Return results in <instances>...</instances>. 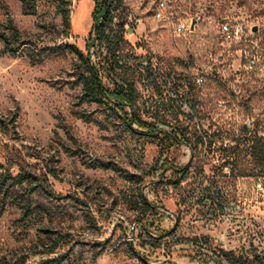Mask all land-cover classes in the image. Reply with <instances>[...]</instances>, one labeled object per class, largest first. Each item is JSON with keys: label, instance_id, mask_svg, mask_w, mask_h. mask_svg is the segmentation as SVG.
Here are the masks:
<instances>
[{"label": "rangeland", "instance_id": "obj_1", "mask_svg": "<svg viewBox=\"0 0 264 264\" xmlns=\"http://www.w3.org/2000/svg\"><path fill=\"white\" fill-rule=\"evenodd\" d=\"M36 1V13L26 14L21 0H0V31L16 49L10 53L0 41V165L8 146L43 170L54 167L56 176H48L54 196L29 193L26 184L9 188L28 196L32 211L25 217L13 197L6 199L0 258L8 264L22 258L24 264H218L214 247L239 250L252 242L264 252V176H237L219 158L241 142L246 127L264 132V56L253 72L244 71L243 48L223 41L219 25H256L264 45V0H122L114 12L113 24L124 21L132 65H142L123 74L136 97L126 110L201 138L196 147L191 140L168 153L158 139L82 96L81 55L103 65L108 58L97 40L86 46L93 0ZM58 4L70 11L68 35ZM179 21H188V30L177 34ZM199 76L204 80L195 81L189 96L184 80ZM166 156L184 172L162 171ZM61 233L70 242L52 254L35 253Z\"/></svg>", "mask_w": 264, "mask_h": 264}, {"label": "trees", "instance_id": "obj_2", "mask_svg": "<svg viewBox=\"0 0 264 264\" xmlns=\"http://www.w3.org/2000/svg\"><path fill=\"white\" fill-rule=\"evenodd\" d=\"M36 3V0H21L24 13L35 14ZM121 3L122 0H93L92 28L89 32L91 36L88 38L86 46L89 48L94 40H97L100 44L105 45L108 58L106 64L103 65L100 61L93 63L90 60L89 53L81 55L83 67L78 78L81 83L83 98L88 102L108 107L134 132L158 139L161 144L162 153H168L172 147L177 145L188 144L190 146L189 142L191 140H193L192 148L198 146L201 138L197 137L196 134L186 131V129L182 130L179 127H174L172 130L162 129L153 122L143 121L133 111L128 112L126 110L127 107H133L136 97L133 82L124 78L123 74L131 66L138 68L142 65L141 60L132 65L136 59L132 56L129 46L124 39V21L113 24L116 16L114 12L120 7ZM57 10L61 15L64 34L68 35L70 30V11L66 6L62 7L59 4L57 5ZM120 18L123 19L125 16L121 15ZM9 24L13 30L14 37L19 38L18 30L13 26L11 21H9ZM0 41H2L6 51L10 53L15 52L16 49L13 47L7 34L3 31H0ZM116 77H118L119 81H116ZM104 79L107 80V83L104 82ZM172 83L174 87L179 86V84L176 85L174 80ZM184 85H187L189 96L194 95L193 90L196 87L195 79L191 77L185 79ZM173 94L174 92H171V95ZM165 114V111H161L158 119L165 122ZM173 119H176V117ZM2 124L4 122L0 119V129L2 128ZM132 124H135L143 131L133 129L131 127ZM256 126L254 129L246 127L243 130L244 135L241 142L223 148L220 153L219 158L222 160L223 166H230L231 172H234V168H236L237 176H264V132L259 133ZM5 149V164L0 165V168L5 169L0 172V214L5 210L6 199L13 197L16 205L22 210L23 216L27 217L32 211L31 199L28 196L25 198L21 197L16 191L9 192V188L17 184H26L31 187L29 188V193L35 189H40L46 195L53 197L54 195L48 185V176H56V170L54 167H47L43 170L38 164L29 163L26 157H31V155H22L15 147L8 148V146H5ZM246 157L247 159H245ZM170 161L167 156L162 160L160 164L162 171L169 169L175 177L184 172L185 168L176 166ZM12 167H16L15 174L11 172ZM176 181L170 182L176 183ZM143 200L147 208L156 210L157 205L148 201L145 197ZM68 242H70V235L61 233L51 246L38 249L35 253L52 254L61 245ZM211 251L218 264H264V252L259 251L252 242H249L246 248L239 250H226L214 247ZM64 256L65 254L58 255L57 260H62ZM25 261V258H22L20 264H24ZM0 264L8 263L4 258H0Z\"/></svg>", "mask_w": 264, "mask_h": 264}, {"label": "built area", "instance_id": "obj_3", "mask_svg": "<svg viewBox=\"0 0 264 264\" xmlns=\"http://www.w3.org/2000/svg\"><path fill=\"white\" fill-rule=\"evenodd\" d=\"M165 7L164 2H160L155 11L156 17L163 15V9ZM252 25H244L240 22L233 24L223 22L219 25V32L221 38L226 43L235 47H242L240 57L244 59L243 68L246 72H253L258 65H260L261 58L264 54V45L259 38H257L256 32H252ZM188 30V21H179L175 25L174 32L177 34L183 33ZM203 76L195 78L197 83H202Z\"/></svg>", "mask_w": 264, "mask_h": 264}, {"label": "water", "instance_id": "obj_4", "mask_svg": "<svg viewBox=\"0 0 264 264\" xmlns=\"http://www.w3.org/2000/svg\"><path fill=\"white\" fill-rule=\"evenodd\" d=\"M195 23H196V19L191 18L190 19V25H189L190 29L194 28ZM251 30H252V32H256L258 30V27L256 25H252Z\"/></svg>", "mask_w": 264, "mask_h": 264}]
</instances>
